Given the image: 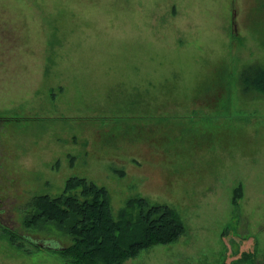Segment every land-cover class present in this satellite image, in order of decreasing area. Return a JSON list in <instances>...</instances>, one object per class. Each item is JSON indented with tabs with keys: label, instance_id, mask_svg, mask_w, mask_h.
Masks as SVG:
<instances>
[{
	"label": "rangeland",
	"instance_id": "rangeland-1",
	"mask_svg": "<svg viewBox=\"0 0 264 264\" xmlns=\"http://www.w3.org/2000/svg\"><path fill=\"white\" fill-rule=\"evenodd\" d=\"M255 62L264 0H0V264H66L25 235L70 237L24 218L72 176L114 216L136 195L180 214L178 241L124 264H264V96L238 77Z\"/></svg>",
	"mask_w": 264,
	"mask_h": 264
},
{
	"label": "trees",
	"instance_id": "trees-1",
	"mask_svg": "<svg viewBox=\"0 0 264 264\" xmlns=\"http://www.w3.org/2000/svg\"><path fill=\"white\" fill-rule=\"evenodd\" d=\"M238 77L241 95H250L245 99L264 96L263 65H242ZM241 197L239 184L233 189L234 206ZM28 203L25 227L50 222L70 237L63 248L52 249L66 264H124L153 245L178 241L186 232L175 208L139 195L128 198L114 216L107 189L84 177H69L59 195L33 196Z\"/></svg>",
	"mask_w": 264,
	"mask_h": 264
},
{
	"label": "water",
	"instance_id": "water-1",
	"mask_svg": "<svg viewBox=\"0 0 264 264\" xmlns=\"http://www.w3.org/2000/svg\"><path fill=\"white\" fill-rule=\"evenodd\" d=\"M25 238L27 240H30L34 244H37V245H39L40 247H43V248H48V249H60V248H63V246L60 245L59 242L57 240H55V239H47V240H45V242H47V244L46 243L45 244L44 243L38 244L37 239H32V237L26 236V235H25Z\"/></svg>",
	"mask_w": 264,
	"mask_h": 264
},
{
	"label": "crops",
	"instance_id": "crops-1",
	"mask_svg": "<svg viewBox=\"0 0 264 264\" xmlns=\"http://www.w3.org/2000/svg\"><path fill=\"white\" fill-rule=\"evenodd\" d=\"M91 181V180H90ZM95 183V182H94ZM98 185V184H97ZM140 196V195H139Z\"/></svg>",
	"mask_w": 264,
	"mask_h": 264
}]
</instances>
